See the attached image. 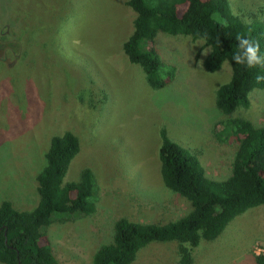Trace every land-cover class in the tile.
I'll return each mask as SVG.
<instances>
[{"label":"rangeland","instance_id":"374dc122","mask_svg":"<svg viewBox=\"0 0 264 264\" xmlns=\"http://www.w3.org/2000/svg\"><path fill=\"white\" fill-rule=\"evenodd\" d=\"M127 1L0 0V203L36 207L44 155L51 138L66 131L78 137L80 152L65 181H77L84 168L96 181L95 211L55 221L45 232L59 264H92L120 218L164 224L189 212V203L163 185L161 130L208 177L224 180L237 150L230 121L264 127V90L250 93L246 109L217 110L215 93L231 67L224 62L206 72L209 48L200 40L158 33L150 46L167 84L151 89L122 49L135 18ZM227 1L244 22L264 21V0ZM258 251L264 252V206L235 217L217 239L202 240L190 264H255ZM132 264H181L178 244L152 243Z\"/></svg>","mask_w":264,"mask_h":264},{"label":"trees","instance_id":"16d2710c","mask_svg":"<svg viewBox=\"0 0 264 264\" xmlns=\"http://www.w3.org/2000/svg\"><path fill=\"white\" fill-rule=\"evenodd\" d=\"M126 5L135 18L122 49L131 64L142 68L151 89L167 84L158 53L150 46L161 32L202 41L209 48L203 61L208 73L219 71L224 62L230 65V80L215 93V107L223 115L248 108L250 93L264 90V80L257 82L258 76L264 77V66L248 68L233 60L239 51L237 35L258 42L259 55L264 58V21L244 22L233 14L227 0H128ZM173 75L171 69L168 77ZM230 126L237 150L230 176L224 180L208 177L200 161L161 130L158 159L163 185L189 203V212L164 224L118 219L111 242L97 248L92 264H132L148 245L168 242L178 244L181 264H190L192 249L202 240L217 239L235 217L264 206V127L240 118L230 121ZM79 152L74 133L52 137L44 166L36 176V207L21 211L7 200L0 203V263L59 264L51 247L43 242L48 227L95 211L97 187L91 169H82L77 181H65ZM254 261L264 264V256H255Z\"/></svg>","mask_w":264,"mask_h":264},{"label":"clouds","instance_id":"9594fccd","mask_svg":"<svg viewBox=\"0 0 264 264\" xmlns=\"http://www.w3.org/2000/svg\"><path fill=\"white\" fill-rule=\"evenodd\" d=\"M236 40L238 42V52L243 53V56L239 55L238 52L234 54L233 60L236 64H246L248 68H254L257 65L264 66V58L259 55L260 45L258 42H254L246 35H237ZM262 80H264V77H257V82Z\"/></svg>","mask_w":264,"mask_h":264},{"label":"built area","instance_id":"2783aa9c","mask_svg":"<svg viewBox=\"0 0 264 264\" xmlns=\"http://www.w3.org/2000/svg\"><path fill=\"white\" fill-rule=\"evenodd\" d=\"M256 254H257V255H255V256H264V252H260V251H258V252H256Z\"/></svg>","mask_w":264,"mask_h":264}]
</instances>
